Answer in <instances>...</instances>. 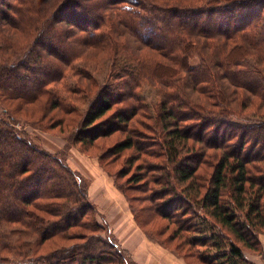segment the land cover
Returning <instances> with one entry per match:
<instances>
[{
  "label": "trees",
  "instance_id": "trees-1",
  "mask_svg": "<svg viewBox=\"0 0 264 264\" xmlns=\"http://www.w3.org/2000/svg\"><path fill=\"white\" fill-rule=\"evenodd\" d=\"M131 37L134 50L127 49ZM88 47L113 49L107 81L93 80L94 95L91 86L68 81L71 69L88 76V67L98 66L95 58L83 59ZM145 79L163 88L160 114L169 130L162 148L175 164V176L159 166L162 176L151 180L163 187L153 190L162 202L152 210L171 218L172 212L184 217L200 209L203 224L194 230L203 234L186 240L215 249L212 258L200 260L250 264L217 226L250 248L258 245L256 228L264 227V116L246 124L234 119L240 114L231 108L240 97H251L264 109V0H0V264H134L97 219L88 182L68 162L67 151L37 144L18 126V114L33 117L28 109L42 98L76 112L62 90H77L89 106L74 141L92 145L136 115L130 104L113 109L136 100ZM182 121H191L185 130ZM194 136L222 150L204 183L198 163L181 156ZM135 146L141 149L129 138L112 151ZM177 183L186 186L178 190ZM178 225L191 231L190 224Z\"/></svg>",
  "mask_w": 264,
  "mask_h": 264
},
{
  "label": "rangeland",
  "instance_id": "rangeland-1",
  "mask_svg": "<svg viewBox=\"0 0 264 264\" xmlns=\"http://www.w3.org/2000/svg\"><path fill=\"white\" fill-rule=\"evenodd\" d=\"M126 43L129 50H134L137 47V43H135L132 37ZM86 51L83 59L85 60L87 55L92 59L95 58L98 66L88 67V76L79 75L77 74L78 71L71 69L68 72V81L74 83V81L79 80L82 89L84 86L89 85V87L91 86V93H95L98 87L92 86L93 80L95 81L96 79L101 84L107 81V74L112 66L110 57L113 49L103 51L94 47H88ZM145 51L151 52L148 49ZM160 59L164 58L160 56ZM77 61L79 62L78 65H82L85 68V62L81 58ZM112 80H114L113 77ZM160 89L163 88L156 82L152 83L151 79L143 80L142 87L137 90L139 97L136 100L130 97L124 103L120 102L116 104L113 109L114 111L126 104H130L131 109L133 108L132 110L136 111V115H133L128 124H123L119 131L107 137H100L92 145H85L74 141L89 102L85 94L79 93V91L77 93V90H72L71 88H63L62 90L66 96L65 104L78 107L79 110L70 112L63 107L53 108L52 105L48 104V98H42L41 101L35 105H31L28 109L33 117L23 113L18 114V117L23 121V124L21 123L18 126L22 130L25 129L37 144L41 145L45 150L54 153L67 151L68 162L74 165V168H77L76 171L83 176L84 180H87L89 187L90 180L91 187L93 188L101 184L103 186L109 185L110 187L111 184L115 193L118 195L122 194L125 197L136 224L145 232L148 238L183 259L185 261L184 264H206L200 260L201 256L212 258L215 254V249L210 246L191 244L186 240V236L190 238L203 234L201 231L194 230V226H201L203 224L204 213L200 209H197L198 211L195 213L194 208H191L189 213L184 217H181L178 212H172L171 218H164L161 216V213L158 214L152 210L153 204H161L162 202V199L157 197L158 195L153 190L155 189L160 192L163 187L151 181L154 176H162L163 170L159 166L168 167L172 171V175L175 176V172H173L175 164L169 159L171 153L162 148V142L164 143L165 139L167 140L169 129L164 125L165 122L162 120L160 114L162 99L164 97ZM190 91L192 92L191 89ZM240 93L247 96L243 91ZM192 94L197 95L195 92H192ZM91 96L89 97L91 98ZM244 99L240 97L238 99L239 102H234V105L231 107L238 110L240 114L237 116L238 118L234 119L246 124H255L258 120L261 121L259 117L264 116V109L258 108V101L251 97ZM4 104L0 99V111L3 109ZM216 110L219 112L221 108ZM255 113L260 114L256 115ZM35 122L38 124H35ZM190 122L182 121L179 126L185 130ZM194 124L190 128L192 132L198 129L197 125ZM174 127H177V125H174ZM129 138H133L141 149L135 146L119 153L112 151V147L117 142ZM199 140L198 136L191 137L188 141L189 146L182 150L181 156L184 157L183 162L198 163L196 164L198 166L196 174L199 176V182L204 183L206 180L208 181L213 171V165L222 150L206 146ZM259 166L263 168L264 161ZM255 171L256 176L261 174H258L257 169ZM173 182L176 181L173 180ZM176 185L179 188L178 190L186 186L185 183H177ZM97 190L100 191V188ZM95 195H98L101 200L107 201V197L110 194L109 191L107 192L103 188L101 194L95 193ZM166 198H169V196ZM137 214L139 218L136 217ZM97 219L99 222L102 220L98 215ZM180 219L182 221H179ZM179 222L184 228H188L187 226L190 224L192 226L191 231H187L186 229L181 231L178 225ZM222 226L218 225L217 230L242 247L245 257L250 264H264V227L256 228L258 245L255 248H250L236 239V236L230 229ZM74 230H83L85 233L89 232L81 228ZM106 231L104 230L103 234H107Z\"/></svg>",
  "mask_w": 264,
  "mask_h": 264
},
{
  "label": "crops",
  "instance_id": "crops-1",
  "mask_svg": "<svg viewBox=\"0 0 264 264\" xmlns=\"http://www.w3.org/2000/svg\"><path fill=\"white\" fill-rule=\"evenodd\" d=\"M71 166L74 165L71 164ZM74 169L77 170L76 167ZM110 187L101 184L93 188L90 180L89 195L98 209V216L102 219L100 221L107 225L108 230L115 236L119 247L125 251L133 263L184 264L183 259L148 238L145 232L136 224L125 197L120 192L122 197L115 193L111 184ZM98 188H100V191L97 190ZM103 188L107 192L109 191L110 194L107 201L101 200L98 195H95V193L101 194Z\"/></svg>",
  "mask_w": 264,
  "mask_h": 264
}]
</instances>
